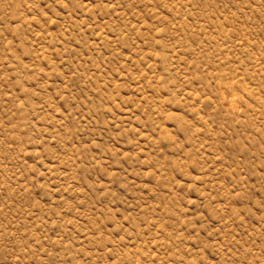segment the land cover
I'll return each instance as SVG.
<instances>
[{"label":"rangeland","instance_id":"374dc122","mask_svg":"<svg viewBox=\"0 0 264 264\" xmlns=\"http://www.w3.org/2000/svg\"><path fill=\"white\" fill-rule=\"evenodd\" d=\"M0 264H264V0H0Z\"/></svg>","mask_w":264,"mask_h":264}]
</instances>
